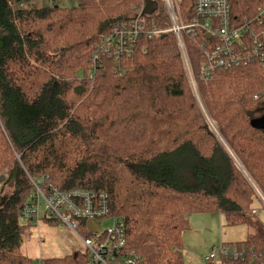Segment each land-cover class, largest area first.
I'll list each match as a JSON object with an SVG mask.
<instances>
[{
  "label": "trees",
  "instance_id": "trees-1",
  "mask_svg": "<svg viewBox=\"0 0 264 264\" xmlns=\"http://www.w3.org/2000/svg\"><path fill=\"white\" fill-rule=\"evenodd\" d=\"M35 1L0 0V196L8 195L0 205V264H33L19 253L20 211L31 179L40 176L59 190L106 192L111 214L124 221L126 247L142 264H185L180 249L188 217L207 212L252 233L232 244L243 251L238 258L205 264H264L260 62L201 80L205 57L185 36L195 94L169 33L140 37L118 66L100 49L142 0L31 6ZM144 1L148 23L167 27L162 0ZM181 3L184 18L194 17L193 0ZM229 6L234 23L253 21L264 0ZM88 258L76 249L42 261L88 264Z\"/></svg>",
  "mask_w": 264,
  "mask_h": 264
},
{
  "label": "built area",
  "instance_id": "built-area-1",
  "mask_svg": "<svg viewBox=\"0 0 264 264\" xmlns=\"http://www.w3.org/2000/svg\"><path fill=\"white\" fill-rule=\"evenodd\" d=\"M162 5L166 13L167 27L160 28L156 24L148 23L147 2L142 0L134 6L128 22H118L104 36L100 47L102 52L112 56L118 66L121 59L133 55L140 37L153 38L169 33L176 40L195 94L197 85L185 36H191L196 41L205 57L206 61L199 73L201 80H209L217 70L247 67L255 61H259L264 67V7L253 21L246 19L234 23L231 20L229 0H193L192 18H184L180 10L181 0H162ZM98 59L99 55L93 54L92 63L96 65ZM31 183L33 191L30 200L21 208V222L38 225L42 218H48L67 226L85 247L89 257L88 264H142L136 253L127 249L124 221L111 214L106 192L83 188L59 190L45 176L31 179ZM258 212L257 209L252 210V213ZM90 220L95 223L93 228L87 226ZM103 221L105 227H102ZM217 251L221 258L236 259L243 254V251L222 243L212 248L205 260L212 261ZM42 260L39 259L38 264H43Z\"/></svg>",
  "mask_w": 264,
  "mask_h": 264
},
{
  "label": "rangeland",
  "instance_id": "rangeland-1",
  "mask_svg": "<svg viewBox=\"0 0 264 264\" xmlns=\"http://www.w3.org/2000/svg\"><path fill=\"white\" fill-rule=\"evenodd\" d=\"M64 7L75 6L76 0H57ZM48 0H36L31 3L33 7L48 6ZM7 193L0 196V205L7 197ZM42 203L41 214L43 213ZM264 223V210L259 214ZM189 228L181 235L180 253L185 264H205L204 259L212 248L220 244H232L243 241L252 229L245 225H227L222 215L215 212L190 214L188 217ZM22 233V243L19 253L31 259L33 264H38L39 259L62 258L72 254L74 250L85 251V247L75 233L67 226L54 219H41L38 225H26ZM106 224L103 221L102 227ZM80 234L83 231L79 230ZM227 244V245H226ZM220 253L217 251L212 259L220 263Z\"/></svg>",
  "mask_w": 264,
  "mask_h": 264
},
{
  "label": "water",
  "instance_id": "water-1",
  "mask_svg": "<svg viewBox=\"0 0 264 264\" xmlns=\"http://www.w3.org/2000/svg\"><path fill=\"white\" fill-rule=\"evenodd\" d=\"M201 22H202V20H201ZM4 179V176L3 175H1L0 176V183H1V181ZM87 226H88V228H93L94 226H95V223L93 222V221H88L87 222ZM98 229V228H97Z\"/></svg>",
  "mask_w": 264,
  "mask_h": 264
},
{
  "label": "bare ground",
  "instance_id": "bare-ground-1",
  "mask_svg": "<svg viewBox=\"0 0 264 264\" xmlns=\"http://www.w3.org/2000/svg\"><path fill=\"white\" fill-rule=\"evenodd\" d=\"M182 4V3H181ZM181 8V7H180ZM182 8H184V7H182ZM183 10V9H182ZM159 11V10H158ZM184 11H186V10H184ZM183 13V12H182ZM194 13V12H193ZM186 15V14H185ZM166 16V15H165ZM126 21V20H125ZM151 21V20H150ZM144 38V37H143ZM142 40V39H141ZM146 40H148V39H146ZM201 52V51H200ZM95 53V52H94ZM124 59V58H123ZM122 59V60H123ZM116 68V67H115ZM122 68H123V66H122ZM116 72V71H115ZM119 73V72H118Z\"/></svg>",
  "mask_w": 264,
  "mask_h": 264
},
{
  "label": "crops",
  "instance_id": "crops-1",
  "mask_svg": "<svg viewBox=\"0 0 264 264\" xmlns=\"http://www.w3.org/2000/svg\"><path fill=\"white\" fill-rule=\"evenodd\" d=\"M204 259H205V257H204Z\"/></svg>",
  "mask_w": 264,
  "mask_h": 264
}]
</instances>
